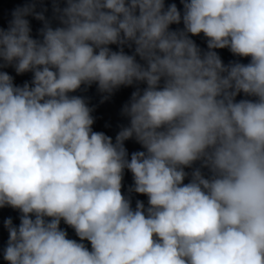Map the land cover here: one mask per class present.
Masks as SVG:
<instances>
[{"label":"clouds","instance_id":"1","mask_svg":"<svg viewBox=\"0 0 264 264\" xmlns=\"http://www.w3.org/2000/svg\"><path fill=\"white\" fill-rule=\"evenodd\" d=\"M37 2L0 28V68L33 73L16 86L0 71V208L21 213L19 226L4 221L3 259L264 264V0H181L183 12L165 0H53L57 27ZM29 16L43 22L41 39ZM201 33L203 52L191 38ZM224 48L250 62L225 65ZM140 83L115 141L72 95L96 84L107 100ZM133 138L145 151L129 159ZM125 169L147 208L122 194Z\"/></svg>","mask_w":264,"mask_h":264}]
</instances>
